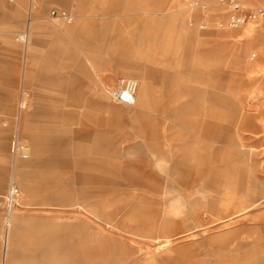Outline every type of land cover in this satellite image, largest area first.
I'll use <instances>...</instances> for the list:
<instances>
[{"label": "rangeland", "instance_id": "1", "mask_svg": "<svg viewBox=\"0 0 264 264\" xmlns=\"http://www.w3.org/2000/svg\"><path fill=\"white\" fill-rule=\"evenodd\" d=\"M242 1L249 9L262 3ZM212 2L221 7L218 0H142L143 39L158 42L156 53L144 52L148 59L180 73L184 87L204 61L207 107L242 113L235 139L199 148L197 159L173 148L169 163H157L149 146H136L142 140L133 106L109 96L98 101L88 88L86 95L94 98L80 105L68 93H56L52 82L40 89L38 47L56 43V36L31 33L26 41L17 36L22 29L11 31L0 20V112L12 109L16 125L23 100L27 110L41 106L47 112L37 120L41 134L65 137L44 148L34 145L43 148L37 155L46 162L23 176L26 192L16 166L34 154L12 157L9 151L0 175V264L6 253L11 264H264V69L246 66L261 59L264 39H248L245 25L220 27L228 15ZM51 11L42 21L70 24ZM150 15L157 20H146ZM256 24L264 33L261 20ZM227 33L233 36L225 38ZM75 70L62 68L66 85ZM38 92L48 98H34ZM78 129H87L89 137L76 135ZM20 136L25 139L22 131ZM82 174L93 180L80 179ZM14 178L21 195L10 225L7 195Z\"/></svg>", "mask_w": 264, "mask_h": 264}, {"label": "crops", "instance_id": "2", "mask_svg": "<svg viewBox=\"0 0 264 264\" xmlns=\"http://www.w3.org/2000/svg\"><path fill=\"white\" fill-rule=\"evenodd\" d=\"M201 2L202 6H205L204 9H210L206 1ZM212 3L213 8L227 13L226 7ZM50 9L67 11L74 16V20L66 27H52L42 21ZM26 15L28 22L25 29L23 25ZM157 16L150 15L145 19L157 20ZM1 19L2 24L11 31L22 29L17 36L27 35L26 41L30 39L31 33L42 35L51 32L56 36V43L38 47L43 52L38 56L37 63L40 89L52 82L56 93H68L77 105L94 98L86 95L87 88L97 96L98 101L109 96L115 102H119L111 95L118 81L122 78H135L138 81L136 101L130 106L134 107L135 129L137 136L142 140L141 146L138 145V141L136 146H149L152 156H156L157 163H169L168 157L173 148L180 149L178 152L181 157L188 155L189 158L197 159L200 157L199 148L223 147L224 139L236 138L233 131L238 127V116L242 113L235 107H207L204 61L198 65V74L191 75L187 80L189 86L184 87L180 73L170 70L168 65L166 69L160 68L157 66L158 60L148 59L144 52L156 53L158 42L157 38L152 39L150 43L143 39L142 0H0ZM256 23L253 27L243 28L244 35L252 41L264 39V33ZM261 25L264 28L263 21ZM155 32L157 33V27ZM230 34L227 33L224 37H230L232 35ZM255 57L251 56L252 59ZM1 66L3 67L4 63L0 61ZM246 66L252 72L264 69V50H261L260 60L252 64L247 63ZM63 67L76 69L75 73L70 74L72 83L67 85L65 84L67 75L63 73ZM128 74L132 76H126ZM184 90L185 93L188 92L186 95ZM45 95L38 92L34 98L42 101L48 98ZM57 98L55 96V99ZM100 104L102 106L103 103ZM26 108L27 101L23 100L19 106L16 125L12 109L8 107L5 113L0 112V175L7 171L9 151L14 157L11 143L15 135L26 145L27 158L34 154L32 159L16 166V176L24 192L27 191V185L23 183V176L29 177L46 162L45 159L38 157L43 148L47 147L46 144L53 140L60 142L65 140L62 135L54 138L41 134L42 130L37 120L39 116L46 115L45 108L41 106L29 110ZM55 114L59 115L58 112ZM212 116L214 118H208ZM154 127L157 128L156 132ZM20 131L23 132L25 139L20 136ZM229 131L231 133L228 135ZM75 133L86 139L89 137L87 129H78ZM144 140L146 142L143 143ZM37 142H41L43 148L34 147ZM58 153L64 155L62 151ZM59 158L61 161L67 160ZM79 178L93 180V177L87 174H82ZM12 211L13 208L8 217L10 225L14 217ZM72 226L73 224L70 225ZM8 240L7 232L6 243ZM47 250L45 248L44 252ZM39 263L41 261L38 260L33 264ZM3 264H11L7 253L3 258Z\"/></svg>", "mask_w": 264, "mask_h": 264}, {"label": "built area", "instance_id": "3", "mask_svg": "<svg viewBox=\"0 0 264 264\" xmlns=\"http://www.w3.org/2000/svg\"><path fill=\"white\" fill-rule=\"evenodd\" d=\"M220 4L227 9L228 19L226 22L220 23V27H227L230 29H237L249 22L250 20H261L264 22V1L256 8L249 9L246 8L241 0H218ZM197 4V2H196ZM53 17H59L64 19L67 23H71L74 20V16L67 11H58L53 9L51 11ZM24 35L20 37L26 40ZM257 54L252 53V57ZM138 89V81L135 78L128 77L122 78L118 81L116 89L111 92L112 97L121 103L128 105H133L136 101V91ZM11 151L14 156H19L22 158H27V148L26 145L19 139L17 135L14 136L11 143ZM20 191L19 187L14 181L11 180L9 185V191L7 195V207L10 212L11 209L16 205V198L18 197Z\"/></svg>", "mask_w": 264, "mask_h": 264}, {"label": "bare ground", "instance_id": "4", "mask_svg": "<svg viewBox=\"0 0 264 264\" xmlns=\"http://www.w3.org/2000/svg\"><path fill=\"white\" fill-rule=\"evenodd\" d=\"M258 21L259 20H250L249 22H247V24H245V26H251V27H253L255 25V23L258 22ZM14 181H15V178H14ZM18 196H20V193H19Z\"/></svg>", "mask_w": 264, "mask_h": 264}]
</instances>
